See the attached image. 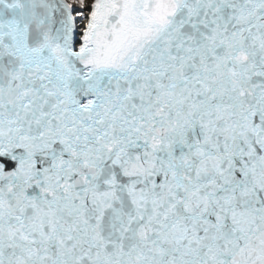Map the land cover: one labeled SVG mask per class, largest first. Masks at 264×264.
<instances>
[{
  "label": "snow or ice",
  "instance_id": "6c2138e0",
  "mask_svg": "<svg viewBox=\"0 0 264 264\" xmlns=\"http://www.w3.org/2000/svg\"><path fill=\"white\" fill-rule=\"evenodd\" d=\"M0 264H264V0H0Z\"/></svg>",
  "mask_w": 264,
  "mask_h": 264
}]
</instances>
